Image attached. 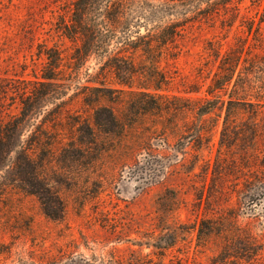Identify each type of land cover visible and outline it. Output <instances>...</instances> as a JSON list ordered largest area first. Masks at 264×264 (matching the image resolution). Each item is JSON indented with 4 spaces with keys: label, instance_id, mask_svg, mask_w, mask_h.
I'll return each mask as SVG.
<instances>
[{
    "label": "rangeland",
    "instance_id": "1",
    "mask_svg": "<svg viewBox=\"0 0 264 264\" xmlns=\"http://www.w3.org/2000/svg\"><path fill=\"white\" fill-rule=\"evenodd\" d=\"M72 2L0 0V124L22 116L43 51L59 49L65 68L61 87L37 86L11 139L29 160L19 148L0 159V264H264V109L239 99L264 100V0L192 20L155 60L134 52L127 84L102 71L110 53L85 54L75 73L81 41L60 28ZM246 37L249 60L211 89Z\"/></svg>",
    "mask_w": 264,
    "mask_h": 264
},
{
    "label": "trees",
    "instance_id": "2",
    "mask_svg": "<svg viewBox=\"0 0 264 264\" xmlns=\"http://www.w3.org/2000/svg\"><path fill=\"white\" fill-rule=\"evenodd\" d=\"M253 1L261 2V0ZM245 2L246 0H73L69 15L70 20H67L65 15H61L60 28L67 37L81 41V46L75 49L72 57L74 70L78 66L77 61L81 60L85 54L89 55L93 52L110 53L102 71H106V74L114 73L122 83L127 84L136 74L132 59L134 52L142 51L145 54V59L155 60L154 58L161 56L160 54L167 45L174 43L178 37L183 36L186 24L192 20L206 19L212 22L223 16L238 18L242 15ZM173 15L183 16V21L178 23H165L163 21L166 17ZM234 22L230 21L227 26L232 28ZM247 27L249 34H251L254 23H249ZM142 28H145L144 33L141 32ZM260 29L261 27L257 26L255 32L258 33ZM255 38L257 39V37ZM251 46L249 37L242 38L237 47V52L222 58L224 63L227 61L230 62V65L227 67L226 73L222 75L223 78L216 79V77L213 79L209 86L211 89L229 87L240 62L249 60ZM111 47L114 48L111 49ZM42 55L46 59L42 65V75L37 77L36 82L38 83H35L33 88L26 86L21 88L19 94L22 116L16 115L12 120L0 124V159L11 158L12 154L16 153L17 148H19L25 156L23 158L29 160L30 151L25 150L26 148L20 142L14 143L11 140L14 136L21 135L20 131L24 121L22 117L28 116L24 107L30 105V99L37 95V86L58 85V80H61L65 74L64 57L59 49L51 48L43 51ZM216 56L219 58L220 53ZM256 66L252 62L248 71H253ZM75 73L78 74L79 71L75 70ZM237 79H242L241 74L238 75ZM238 80L234 84L232 93L237 91ZM23 82H26V79ZM97 83L100 85H87V87L91 90H99L105 84L102 79ZM58 86L61 87V85ZM2 96L5 97L6 95L3 94ZM250 96L256 98L257 101L253 102L251 98L239 99L246 100V104L253 107L252 112L254 114L263 111L264 100L258 99V95L250 93ZM24 180L34 184L30 177L26 176ZM43 188L46 189V185ZM206 223L209 222L203 221L202 225Z\"/></svg>",
    "mask_w": 264,
    "mask_h": 264
}]
</instances>
